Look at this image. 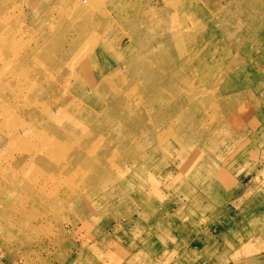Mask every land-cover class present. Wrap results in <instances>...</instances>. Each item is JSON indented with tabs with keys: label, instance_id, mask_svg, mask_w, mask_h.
<instances>
[{
	"label": "bare ground",
	"instance_id": "obj_1",
	"mask_svg": "<svg viewBox=\"0 0 264 264\" xmlns=\"http://www.w3.org/2000/svg\"><path fill=\"white\" fill-rule=\"evenodd\" d=\"M82 1L67 0L73 7H79ZM114 1L108 0L109 3ZM227 2L161 0L158 6H148L145 12L134 17L122 19L115 13L114 29H106V37L100 47L88 49L84 54L81 52V59L79 56L68 58L70 45L75 40L72 34H79L89 25L100 21L111 23L108 17L110 14L106 10L101 11L91 19L71 25L67 20L59 37H52L49 44L61 47L64 45L58 42L63 40L69 44L64 54L62 48H58L54 58V62L62 66L59 75L65 74V68L70 70L78 66L81 72L75 75L73 84L63 81L67 83L65 91L68 95L60 103L57 100L56 104L51 93L49 97L33 92L26 94L36 86L34 80L46 79L45 74L38 69L34 70L32 76L28 72L40 55L38 42L42 35L34 46H26L20 68L12 74L16 77L14 83L3 79L0 81V87L4 90L1 95L4 109L0 115L5 124L15 129L4 138L11 146L16 145L22 149L17 155L0 161V195L3 197L0 213H7L12 219L13 215L18 214V219L26 221L28 214L23 210L21 212L22 208L19 207L23 200L19 191L26 192L25 195L41 203L65 206L64 198L58 201L56 196L58 187H51L62 173L72 175L69 183L60 180L59 186L71 188L80 183L85 184L81 170L72 173L76 164L81 165L82 159L91 160L87 172L94 171L91 181L93 187L87 183L86 186L93 192L98 185L106 188L119 179L123 180L127 174L135 175L137 171L145 170L163 178L182 172L203 193L209 192L210 188L226 189L227 186H233L238 194L244 191L241 177L237 178L240 181L238 184L231 173L227 174L226 171L231 165L259 153V159L264 160V24L259 28V31L263 29L259 40L249 43L248 39L252 36L247 38L244 28L248 22L254 27V34L257 26L254 15H246V21L237 20L232 24ZM157 9L163 16L159 22L150 16ZM152 26L162 30L156 37L147 34ZM124 30L131 31L126 41L119 37V33ZM68 32H72V36L66 39L70 36ZM47 38L45 35L42 40ZM113 42H116L120 53L112 46ZM104 50L110 51L109 58H115L123 67L116 66L108 72L103 68L90 71L89 65L83 62L84 58L91 63L96 61L93 55L102 56ZM144 57L149 60L144 62ZM39 67H45V64L40 63ZM51 67L50 62L44 71L51 73ZM122 76H125L129 84L121 80ZM160 79L165 80L164 84ZM86 83L88 88L79 94L75 93L76 85ZM124 83L132 88L141 86L145 93H157L156 99L153 98L150 103L157 102L161 97L160 121L157 125L153 127L135 119V112L139 118H144L138 110L144 112L147 105L140 96L133 98L134 90L131 96L129 87L121 85ZM185 87L191 92L179 100L174 92ZM100 91L110 94V101ZM80 99L84 100L83 108H89L87 113L81 114L65 108ZM19 105L28 110L24 116L21 119L9 117V107L17 108ZM120 108L122 113L118 114ZM157 110L154 108L155 112L146 114L153 116ZM125 133L141 138L144 146H133L136 139L130 140ZM217 134L222 138L217 140ZM116 138L117 145L108 143ZM156 138L168 141L172 152L165 147L160 150ZM118 144H125V148L118 150ZM157 151L161 158L152 162L150 156ZM104 156L118 160L115 171L119 173L118 176H108ZM213 158L214 164L219 167L215 173L208 169L213 167L206 166L208 164L205 162ZM175 160H179L180 171L175 170ZM203 170H207L204 173L206 177L210 174L209 182L203 181L206 186L200 180V171ZM94 184L97 186L94 187ZM34 189L38 194L34 193ZM260 189L262 194L256 200L264 198V184ZM251 210L253 215L250 214ZM247 213L252 218V232L264 230V209H260V204L251 202L241 211L242 216ZM6 221L11 225L7 218Z\"/></svg>",
	"mask_w": 264,
	"mask_h": 264
},
{
	"label": "rangeland",
	"instance_id": "obj_2",
	"mask_svg": "<svg viewBox=\"0 0 264 264\" xmlns=\"http://www.w3.org/2000/svg\"><path fill=\"white\" fill-rule=\"evenodd\" d=\"M67 4V0H0V81L3 79L14 83L13 79L16 77L12 74L20 68L25 47L34 46L41 35L42 38L46 35L47 39L41 38L38 42L42 48L39 49L40 55L28 71L32 76L34 70L38 69L45 74L46 79L34 80L36 86L26 94L33 92L49 97L51 93L54 104L57 100L60 103L68 95L65 91L67 83L63 81L73 84L75 75L81 72L80 66L70 70L64 67L65 74L59 75L58 71L62 66L54 62L58 48H62L63 54L69 48V44H65L64 40L58 42L64 45L61 47L58 44H49L52 37H59L65 22L68 20L71 25L74 22L86 21L105 10L110 14L108 17L111 23L100 21L89 25L85 31L81 30L80 35L75 32L72 34L75 35V40L70 45L68 58L79 56L81 59V52L84 54L88 49L95 50L100 47L106 37V29H114L115 13L122 19L134 17L145 12L148 6H158L161 0H115L113 3L108 0H83L79 7ZM227 7L232 24L237 20L246 21V15H254L257 24L254 34V27L248 22L245 23L244 29L247 38L252 36L248 39L249 43L259 40L263 30L259 31V28L264 24V0H228ZM150 16L157 22L163 18L159 9ZM67 28L68 26L65 27ZM161 32L157 26L147 30V34L153 37ZM71 33L68 32V35ZM130 35V30L119 33L123 41ZM112 46L116 48V42H113ZM116 49L120 53L118 48ZM102 53V56L93 55L96 61H89L90 64L86 57L84 58L83 62L89 65L90 71L103 68L108 72L116 66L123 67L115 58H109L110 51L104 50ZM143 60L146 62L149 59L144 57ZM50 62L51 73L44 71ZM40 63L45 64V67L40 68ZM23 77L19 79L24 81ZM121 80L129 84L125 76H122ZM159 81L162 84L165 82L164 79ZM87 85H76L75 93H81L84 88H88ZM121 85L128 86L125 83ZM128 87L131 96L134 90L133 98L140 96L147 105L145 113L138 110L144 118H139L135 112V119L153 127L157 125L160 121L161 97L157 102L150 103L153 98L156 99L157 93H145L141 86ZM3 92L0 87V113L4 109L1 98ZM190 92L185 87L177 89L174 94L181 100ZM100 93L110 101V94L101 91ZM83 105L84 100L80 99L65 108L81 114L87 113L89 108H83ZM154 108L158 109L157 113L153 116L146 114L155 112ZM8 111L9 117L21 119L28 110L19 105L17 108L10 106ZM117 113H122V108L118 109ZM1 117L0 115V161H4L17 155L22 149L16 145L11 146L4 138L15 129L5 124ZM126 135L130 140L136 139L133 146H144L143 140L135 134L125 133ZM221 138L220 134L216 135L217 140ZM117 141L118 138L108 143L117 145ZM156 141L160 150L164 147L170 150L168 141L161 138ZM124 145L120 144L117 149L122 151ZM259 154L231 165L226 171L227 174L231 173V177L235 178L238 184L240 181L237 178L241 177L244 191L240 194L233 186H227L226 189L210 188L209 192L203 193L182 172L163 178L148 170L137 171L135 175L127 174L124 182L119 179L106 188L98 185L97 190L93 192L86 186L87 183L93 187L91 181L94 171L87 172L91 160L82 159L81 165L76 164L72 173L81 170L85 184L80 183L71 188L59 186L60 180L69 183L72 175L62 173L57 176V182L51 187H58L56 196L58 201L64 198L65 206L56 207L50 202L41 203L25 195L26 192L19 191L23 197L19 207L22 208L21 212L26 211L28 214L27 217L24 216L26 221L18 219V214L13 215L12 219L7 213H0V264H264V230L252 232V218L248 216L253 215L252 210L250 214L241 215V211L251 202L259 203L260 209H264V198L256 200V197L262 194L260 188L264 184V160L259 159ZM150 157L152 162L161 158L158 151ZM103 159L106 160L108 176H118L119 173L115 172L118 160L107 156ZM213 161L214 158L205 162L208 164L206 166L213 167L208 169L215 173L219 167ZM180 168L179 160H175V170L180 171ZM206 172L207 170L200 171L203 184L210 176L209 174L206 177ZM98 178L96 173V179ZM39 182L42 183L41 180ZM13 186L15 187L14 182ZM95 186L97 185L94 184ZM47 187H50L49 184ZM33 191L38 194L36 189ZM2 203L3 197L0 195V207ZM6 218L11 225H8Z\"/></svg>",
	"mask_w": 264,
	"mask_h": 264
}]
</instances>
